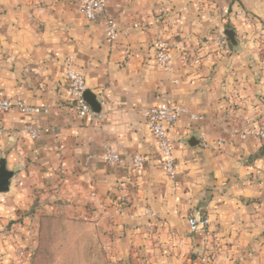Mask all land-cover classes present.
I'll return each mask as SVG.
<instances>
[{
    "label": "crops",
    "instance_id": "crops-1",
    "mask_svg": "<svg viewBox=\"0 0 264 264\" xmlns=\"http://www.w3.org/2000/svg\"><path fill=\"white\" fill-rule=\"evenodd\" d=\"M105 9L117 22L114 44L101 17L83 18L78 0H0V99L46 109L0 117V160L15 172L0 194V229L33 205L35 213L71 209L115 259L201 264L208 252H226L227 264H264V139L239 137L264 122V0H106ZM224 29L236 33L237 49L227 40L226 54L206 48ZM158 40L180 47L170 51L172 72L155 62ZM183 52L188 66L179 63ZM67 57L96 96L95 119L76 115L63 78ZM166 100L198 116L168 131L175 181L162 173L142 116ZM193 134L199 144L190 147ZM104 145L117 164L102 161ZM135 155L143 157L138 171ZM189 215L207 216L209 226L189 233ZM12 224L28 236L25 222Z\"/></svg>",
    "mask_w": 264,
    "mask_h": 264
},
{
    "label": "built area",
    "instance_id": "built-area-1",
    "mask_svg": "<svg viewBox=\"0 0 264 264\" xmlns=\"http://www.w3.org/2000/svg\"><path fill=\"white\" fill-rule=\"evenodd\" d=\"M78 2L79 12L83 18L88 22H93L101 17L107 41L113 44L116 43L119 38L117 22L115 18L106 11V0H78ZM246 22H250V19L246 18ZM253 44L257 45L256 43ZM204 45L208 49L213 48V51L217 54L227 53V41L221 36H214L206 39ZM154 48V59L156 64L160 68L172 72L170 51L174 48L180 49V47L178 48L177 45L172 46L164 40H158L156 41ZM191 62L192 60L187 53L183 52L179 55V63L181 66H188ZM63 78L66 82L67 95L75 107L77 117L87 118L89 120L95 119L97 117L96 114L83 99V93L86 90L84 75L78 70L76 62L71 57H67L64 61ZM174 82L176 83V81ZM10 110H17L24 114H37L41 111L46 112V109L28 106L21 101L0 99V117L3 113ZM142 116L148 131L157 144L158 153L160 155L159 167L162 173L168 180L175 181V159L173 155V147L168 137V131L181 118L186 117L194 122L198 120V116L191 113L184 106L178 105L169 100L159 102L146 108L143 110ZM26 133L31 140H36L38 138V130L33 126L28 127ZM2 134L3 130L0 128V137ZM239 137L241 139H247L250 137L258 140L264 139V122H260L258 126L253 127V129H247L240 132ZM200 145L203 148L207 147L203 135L200 136ZM101 159L109 166L115 165L119 162L117 154L108 145L103 146V155ZM142 162L143 157L141 155H135L132 159L133 170H140ZM59 172L62 173L61 168L59 169ZM144 214L149 217L152 216L151 212L147 209L144 210ZM84 220L89 221L86 218H84ZM209 223L210 221L207 216H203L199 219H196L193 215L187 216V227L191 234L204 232L209 226ZM145 230L146 233H149V231L152 230L150 224L146 226ZM168 236L171 238L173 233L169 232ZM180 245L181 242L177 241L176 246L179 247ZM217 260H222L224 264H227L229 261L228 254L226 252H208L204 258H202L201 264H214Z\"/></svg>",
    "mask_w": 264,
    "mask_h": 264
},
{
    "label": "rangeland",
    "instance_id": "rangeland-1",
    "mask_svg": "<svg viewBox=\"0 0 264 264\" xmlns=\"http://www.w3.org/2000/svg\"><path fill=\"white\" fill-rule=\"evenodd\" d=\"M34 207L19 212L16 220L0 229V264H148L146 256L113 258L103 239L76 211L38 207L35 213ZM34 213L36 218L25 220V215L32 218ZM17 222L27 224L28 236L14 229L12 223Z\"/></svg>",
    "mask_w": 264,
    "mask_h": 264
},
{
    "label": "water",
    "instance_id": "water-1",
    "mask_svg": "<svg viewBox=\"0 0 264 264\" xmlns=\"http://www.w3.org/2000/svg\"><path fill=\"white\" fill-rule=\"evenodd\" d=\"M225 40H227L233 49H237L238 42L236 41V33L232 29H224L220 33ZM83 99L90 106L93 112H99V104L96 102V96L90 91L83 93ZM186 142L190 147L197 146L199 144L196 135H191L186 139ZM15 172L8 170L5 166L4 160H0V194L9 192L10 183L14 177Z\"/></svg>",
    "mask_w": 264,
    "mask_h": 264
}]
</instances>
